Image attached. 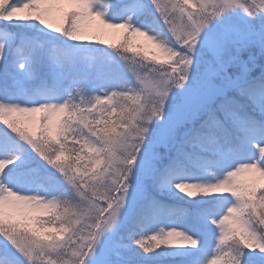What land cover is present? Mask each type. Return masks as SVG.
Returning <instances> with one entry per match:
<instances>
[{
	"label": "snow or ice",
	"instance_id": "1",
	"mask_svg": "<svg viewBox=\"0 0 264 264\" xmlns=\"http://www.w3.org/2000/svg\"><path fill=\"white\" fill-rule=\"evenodd\" d=\"M0 264H264V0H0Z\"/></svg>",
	"mask_w": 264,
	"mask_h": 264
}]
</instances>
